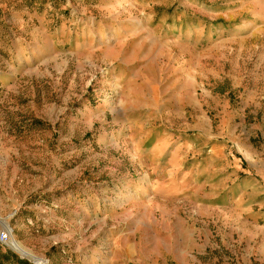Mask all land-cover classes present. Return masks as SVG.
<instances>
[{
	"label": "rangeland",
	"instance_id": "374dc122",
	"mask_svg": "<svg viewBox=\"0 0 264 264\" xmlns=\"http://www.w3.org/2000/svg\"><path fill=\"white\" fill-rule=\"evenodd\" d=\"M4 227L47 264H264V0H0Z\"/></svg>",
	"mask_w": 264,
	"mask_h": 264
},
{
	"label": "bare ground",
	"instance_id": "6f19581e",
	"mask_svg": "<svg viewBox=\"0 0 264 264\" xmlns=\"http://www.w3.org/2000/svg\"><path fill=\"white\" fill-rule=\"evenodd\" d=\"M6 229V230H5ZM5 231L12 232L10 231L9 227H4ZM9 245H11L12 249L15 250V252H18L19 255H22L24 257H29L30 259L34 260L38 264H47L46 262L42 261L41 259L37 258L34 256L30 251H28L21 243L19 242H14V236L12 234L11 240L9 242Z\"/></svg>",
	"mask_w": 264,
	"mask_h": 264
},
{
	"label": "built area",
	"instance_id": "2783aa9c",
	"mask_svg": "<svg viewBox=\"0 0 264 264\" xmlns=\"http://www.w3.org/2000/svg\"><path fill=\"white\" fill-rule=\"evenodd\" d=\"M11 233L5 230H0V244L9 245L11 240Z\"/></svg>",
	"mask_w": 264,
	"mask_h": 264
},
{
	"label": "crops",
	"instance_id": "0c3cea01",
	"mask_svg": "<svg viewBox=\"0 0 264 264\" xmlns=\"http://www.w3.org/2000/svg\"><path fill=\"white\" fill-rule=\"evenodd\" d=\"M21 264H26V263H21Z\"/></svg>",
	"mask_w": 264,
	"mask_h": 264
}]
</instances>
